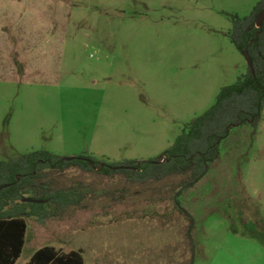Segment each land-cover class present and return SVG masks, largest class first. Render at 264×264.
<instances>
[{
	"label": "rangeland",
	"instance_id": "rangeland-1",
	"mask_svg": "<svg viewBox=\"0 0 264 264\" xmlns=\"http://www.w3.org/2000/svg\"><path fill=\"white\" fill-rule=\"evenodd\" d=\"M260 1L0 0V160L161 156L247 71L229 32ZM220 147L179 197L192 229L175 199L186 176L47 170L61 203L27 217L17 264L47 245L85 264H264V111L255 133L236 126Z\"/></svg>",
	"mask_w": 264,
	"mask_h": 264
},
{
	"label": "trees",
	"instance_id": "trees-1",
	"mask_svg": "<svg viewBox=\"0 0 264 264\" xmlns=\"http://www.w3.org/2000/svg\"><path fill=\"white\" fill-rule=\"evenodd\" d=\"M263 11L264 0L249 15L233 16L229 37L250 63L247 71L234 83L223 86L215 103L187 123L161 156L147 161L108 163L86 154L71 157L36 150L0 160V264L16 263L25 245L27 217L43 214L38 206L44 204L24 202L23 198L30 195L44 203H61L59 191L46 194L49 188L40 182L47 170L78 167L84 171L98 170L105 175L122 172L138 180L186 176L175 199L177 208L192 220V229L194 218L180 204L179 197L208 174L221 155V143L236 126L251 125L255 133L263 120L264 22L257 24ZM5 185L8 186L3 187ZM61 196L64 206L72 203L70 193ZM27 264H85V260L76 250L64 252L47 245L38 249Z\"/></svg>",
	"mask_w": 264,
	"mask_h": 264
},
{
	"label": "water",
	"instance_id": "water-1",
	"mask_svg": "<svg viewBox=\"0 0 264 264\" xmlns=\"http://www.w3.org/2000/svg\"><path fill=\"white\" fill-rule=\"evenodd\" d=\"M263 22H264V11L259 16L258 21H257V24L258 25H262ZM249 65H250V63H249ZM6 186H8V185H5L3 187H6ZM23 201L24 202H32V203H43L44 202V200H42V199H36V198H32V197H24L23 198Z\"/></svg>",
	"mask_w": 264,
	"mask_h": 264
},
{
	"label": "crops",
	"instance_id": "crops-1",
	"mask_svg": "<svg viewBox=\"0 0 264 264\" xmlns=\"http://www.w3.org/2000/svg\"><path fill=\"white\" fill-rule=\"evenodd\" d=\"M26 236H27V234H26ZM25 244H26V238H25ZM24 248H25V245H24ZM24 248H23V251H24ZM35 252H36V251H35ZM35 252H34V253H35ZM34 253L32 254V256L34 255ZM22 254H23V252H22ZM22 254H21V256H22ZM21 256L17 259V261H16L15 264H17V262L19 261V259L21 258ZM32 256L30 257L29 261L31 260ZM29 261H27L25 264H27Z\"/></svg>",
	"mask_w": 264,
	"mask_h": 264
}]
</instances>
